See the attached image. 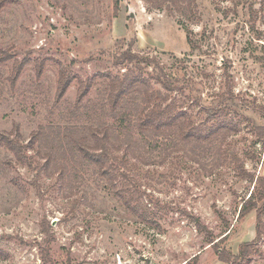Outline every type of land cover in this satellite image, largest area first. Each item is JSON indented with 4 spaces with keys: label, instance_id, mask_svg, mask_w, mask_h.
Masks as SVG:
<instances>
[{
    "label": "rangeland",
    "instance_id": "rangeland-1",
    "mask_svg": "<svg viewBox=\"0 0 264 264\" xmlns=\"http://www.w3.org/2000/svg\"><path fill=\"white\" fill-rule=\"evenodd\" d=\"M117 1L116 11L115 0H7L0 9V49L11 54L0 63V132L24 147L15 157L0 144V264H227L217 250L237 254L254 240L257 252L237 264H264L256 212L238 217L264 176L255 131L264 125V0H195L189 20L144 0ZM129 49L178 79L171 97L196 125L236 126L226 147L253 181L231 155L209 166L135 162L116 181L129 207L91 169L70 193L57 172L38 170L32 134L83 120L70 114L80 88L95 81L82 103L100 101L105 75L134 74L117 63Z\"/></svg>",
    "mask_w": 264,
    "mask_h": 264
},
{
    "label": "trees",
    "instance_id": "trees-1",
    "mask_svg": "<svg viewBox=\"0 0 264 264\" xmlns=\"http://www.w3.org/2000/svg\"><path fill=\"white\" fill-rule=\"evenodd\" d=\"M7 0H0V9ZM149 9L175 11L182 18L191 19L196 13L195 0H144ZM118 8L115 0L114 10ZM189 38H187V41ZM11 59V54L0 49V63ZM117 63H122L126 71L134 74L105 75V85L100 91V101L82 103L83 97L95 82L89 80L80 94L71 115L78 119L63 124L42 126L34 132L29 147L42 161L39 171L51 175L57 172L62 190L71 192L75 184H80L79 174L91 169L110 188L115 195L131 207L125 195L124 184L129 177L125 171L135 162L143 164L158 160L163 164L173 158H184L200 165H214L216 161L231 155L242 177L254 176L244 169V163L236 155L229 154L226 139L236 126L226 120L211 122L203 127L195 124L189 115L171 97L178 89V79L168 73L164 65L155 57L133 53L130 49L123 52ZM15 64V72L10 76L11 83L16 80L21 64ZM128 66V67H127ZM150 68L145 75L144 69ZM137 72V73H136ZM68 84L60 86L59 92ZM258 140L264 141V125L255 127ZM0 144L19 157L23 151L20 142L12 134L0 132ZM27 148V146H26ZM233 155V156H232ZM122 169V170H121ZM249 196L242 201L238 217L251 211L256 212V238L264 234V176L255 179ZM226 233L221 239L227 236ZM215 238L209 234L208 243L214 245ZM253 242L240 246L237 254L225 248L217 250L219 260L227 264H237L257 252Z\"/></svg>",
    "mask_w": 264,
    "mask_h": 264
}]
</instances>
